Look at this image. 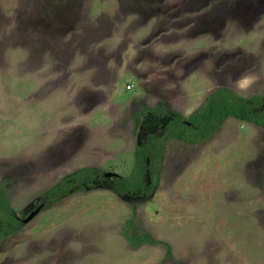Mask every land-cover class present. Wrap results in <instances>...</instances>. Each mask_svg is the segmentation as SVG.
I'll list each match as a JSON object with an SVG mask.
<instances>
[{
	"label": "rangeland",
	"instance_id": "1",
	"mask_svg": "<svg viewBox=\"0 0 264 264\" xmlns=\"http://www.w3.org/2000/svg\"><path fill=\"white\" fill-rule=\"evenodd\" d=\"M220 86L264 94V0H0V185L18 214L43 205L0 238V264H264L253 122L168 139L150 198H122L111 177L41 195L85 166L130 175L145 106L189 117Z\"/></svg>",
	"mask_w": 264,
	"mask_h": 264
},
{
	"label": "trees",
	"instance_id": "2",
	"mask_svg": "<svg viewBox=\"0 0 264 264\" xmlns=\"http://www.w3.org/2000/svg\"><path fill=\"white\" fill-rule=\"evenodd\" d=\"M140 113L143 124L147 127L136 146L132 173L111 177V189L124 199L150 198L156 191L159 168L168 139L176 138L189 143L206 141L214 136L229 117L264 126V94L244 96L231 87L220 86L210 92L189 117L163 104L145 106ZM151 123L156 125L152 126ZM108 179L110 178L105 176L101 167L85 166L66 175L41 195L56 203L75 190L95 189L106 185ZM25 216L26 214L21 215L15 211L6 190L0 185V238L16 232L23 225ZM124 234L135 246L156 244L159 241L151 237L149 232L130 235L126 230ZM168 249L170 251L169 247Z\"/></svg>",
	"mask_w": 264,
	"mask_h": 264
},
{
	"label": "water",
	"instance_id": "3",
	"mask_svg": "<svg viewBox=\"0 0 264 264\" xmlns=\"http://www.w3.org/2000/svg\"><path fill=\"white\" fill-rule=\"evenodd\" d=\"M115 175H118V173L112 172V171L105 172V176H107V177H111V176H115ZM42 207H43V205L37 206L28 216H26L23 219V221L25 222V221L31 220L35 215H37L40 212V210L42 209Z\"/></svg>",
	"mask_w": 264,
	"mask_h": 264
},
{
	"label": "flooded vegetation",
	"instance_id": "4",
	"mask_svg": "<svg viewBox=\"0 0 264 264\" xmlns=\"http://www.w3.org/2000/svg\"><path fill=\"white\" fill-rule=\"evenodd\" d=\"M151 124H152V126H155V125H156L155 123H151ZM151 124H150V125H151ZM118 175H119V174H118ZM115 176H116V175H115ZM111 177H113V176H111Z\"/></svg>",
	"mask_w": 264,
	"mask_h": 264
}]
</instances>
